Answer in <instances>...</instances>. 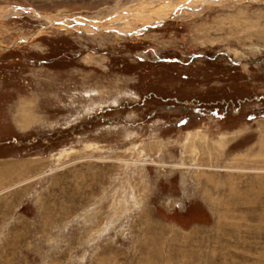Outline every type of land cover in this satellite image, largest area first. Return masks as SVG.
<instances>
[{"label":"rangeland","instance_id":"1","mask_svg":"<svg viewBox=\"0 0 264 264\" xmlns=\"http://www.w3.org/2000/svg\"><path fill=\"white\" fill-rule=\"evenodd\" d=\"M132 1L0 0V264H264V0Z\"/></svg>","mask_w":264,"mask_h":264},{"label":"bare ground","instance_id":"2","mask_svg":"<svg viewBox=\"0 0 264 264\" xmlns=\"http://www.w3.org/2000/svg\"><path fill=\"white\" fill-rule=\"evenodd\" d=\"M228 0H134L129 5L122 7L112 16L93 20L78 17H52L42 16L47 20L55 19L66 23L65 27L81 31L93 32L95 30H113L121 34H132L149 25L159 24L166 19L176 16H186L195 13L197 7L212 4L223 5ZM237 1V0H234ZM252 1V0H251ZM255 1V0H253ZM19 8V7H18ZM5 8L1 12L5 15L20 13L22 8ZM31 11V10H30ZM31 13V12H30ZM51 24V22H50Z\"/></svg>","mask_w":264,"mask_h":264}]
</instances>
